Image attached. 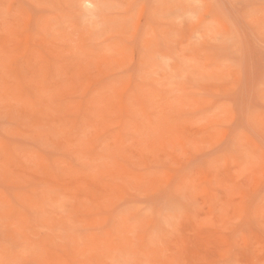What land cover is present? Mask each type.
<instances>
[{
    "label": "rangeland",
    "instance_id": "1",
    "mask_svg": "<svg viewBox=\"0 0 264 264\" xmlns=\"http://www.w3.org/2000/svg\"><path fill=\"white\" fill-rule=\"evenodd\" d=\"M0 264H264V0H0Z\"/></svg>",
    "mask_w": 264,
    "mask_h": 264
}]
</instances>
